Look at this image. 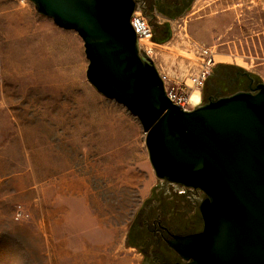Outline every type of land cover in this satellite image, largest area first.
Here are the masks:
<instances>
[{"label":"rangeland","instance_id":"374dc122","mask_svg":"<svg viewBox=\"0 0 264 264\" xmlns=\"http://www.w3.org/2000/svg\"><path fill=\"white\" fill-rule=\"evenodd\" d=\"M140 12L169 34L153 58L167 84L198 72L203 49L214 68L264 83V0H195L177 19ZM87 68L76 32L29 0H0V264H143L128 234L164 183L138 119L97 93Z\"/></svg>","mask_w":264,"mask_h":264},{"label":"water","instance_id":"95a60500","mask_svg":"<svg viewBox=\"0 0 264 264\" xmlns=\"http://www.w3.org/2000/svg\"><path fill=\"white\" fill-rule=\"evenodd\" d=\"M29 1L80 36L87 81L138 119L156 178L203 195L202 230L167 239L169 248L184 264H264V83L185 111L139 47L137 0Z\"/></svg>","mask_w":264,"mask_h":264},{"label":"trees","instance_id":"16d2710c","mask_svg":"<svg viewBox=\"0 0 264 264\" xmlns=\"http://www.w3.org/2000/svg\"><path fill=\"white\" fill-rule=\"evenodd\" d=\"M138 9L146 17L154 18L161 14L168 19L183 16L195 0H137ZM172 9H178L173 11ZM160 27H154V40L166 42L169 39L167 31L164 37H159ZM167 187V189L165 188ZM203 195L197 192L174 193L171 185L163 184L154 189L135 216L128 234V245L136 248L144 256L143 264H174L172 256L159 254L160 247H167L166 237L171 234H192L202 230L203 224L199 213V205ZM177 225L175 232L173 229ZM172 228V229H171ZM137 231V232H135ZM136 233V239L132 236ZM174 262V263H173Z\"/></svg>","mask_w":264,"mask_h":264},{"label":"built area","instance_id":"2783aa9c","mask_svg":"<svg viewBox=\"0 0 264 264\" xmlns=\"http://www.w3.org/2000/svg\"><path fill=\"white\" fill-rule=\"evenodd\" d=\"M140 11L138 9L133 14L131 25L136 32L140 49L156 63V59L153 58L157 55V48H160L162 45L154 40L153 30ZM215 52L213 49H203L200 51L201 63L199 71L191 75L182 84H167L166 78L163 76L164 78L162 79L165 83L167 97L174 105L185 111H193L201 105V91L216 64L217 54ZM194 95H198V102L196 104L191 103Z\"/></svg>","mask_w":264,"mask_h":264},{"label":"flooded vegetation","instance_id":"af4514ba","mask_svg":"<svg viewBox=\"0 0 264 264\" xmlns=\"http://www.w3.org/2000/svg\"><path fill=\"white\" fill-rule=\"evenodd\" d=\"M172 10L178 11V9H172ZM165 33L166 32L162 31L161 33H159L158 36L162 38L166 35ZM214 69H216L215 72L217 73L218 82L215 84L214 87L211 88L209 94L207 93L204 94L205 96L204 101L205 100L209 101L210 99H220L223 97H229L237 93L255 94L257 92L256 88L257 85L260 83V80L257 77L253 76V74H249L240 70L237 71L236 69L231 67H219L218 69L217 68ZM215 72H213V74ZM181 190L183 191L181 193H184V191L187 189L181 188ZM187 191L195 192L192 190H187ZM177 229L178 227L176 225L173 230L176 232ZM135 232L132 234V236L135 237L133 239H136L137 234ZM192 234H196V233H192ZM178 235H189V234L175 233V234H171L169 237H166V239H171L174 236H178ZM166 244H167V240H166ZM166 246L167 247H160L158 249L159 254H164V255L167 254V256H172L171 261H174L175 262V263L173 262L174 264H184V262L180 259V257L169 248L168 244Z\"/></svg>","mask_w":264,"mask_h":264},{"label":"bare ground","instance_id":"6f19581e","mask_svg":"<svg viewBox=\"0 0 264 264\" xmlns=\"http://www.w3.org/2000/svg\"><path fill=\"white\" fill-rule=\"evenodd\" d=\"M197 102H198V95H194L191 100V103L196 104Z\"/></svg>","mask_w":264,"mask_h":264}]
</instances>
